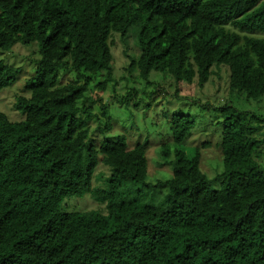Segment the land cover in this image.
<instances>
[{
  "label": "trees",
  "instance_id": "obj_1",
  "mask_svg": "<svg viewBox=\"0 0 264 264\" xmlns=\"http://www.w3.org/2000/svg\"><path fill=\"white\" fill-rule=\"evenodd\" d=\"M131 29L140 53L129 70L140 80L167 74L178 91L223 67L231 91L264 101V0H0V53L34 46L38 56L28 97L13 105L23 120L0 112V264H264V117L213 109L223 168L212 180L199 167L207 144L187 143L190 115L168 121L173 147L160 154L173 157L172 176L163 183H146L145 142L93 144L80 106L94 78L111 79L110 38ZM19 74L0 61V91ZM128 184L165 188L164 205L121 198ZM82 196L105 212L61 210Z\"/></svg>",
  "mask_w": 264,
  "mask_h": 264
},
{
  "label": "rangeland",
  "instance_id": "obj_2",
  "mask_svg": "<svg viewBox=\"0 0 264 264\" xmlns=\"http://www.w3.org/2000/svg\"><path fill=\"white\" fill-rule=\"evenodd\" d=\"M137 32L138 30L131 29L123 40L117 35H112L111 79L109 80L106 74L94 78L80 106L90 110L88 124L93 144L98 146L103 138L111 140L119 135L127 138L131 148L136 143L145 142L146 183L156 185L166 182L172 176V166L169 162L173 157L164 160L160 150L162 147L172 150L168 121L174 112H180L190 115L195 123L187 139L188 145L200 147L207 144L205 149H201L199 167L209 180L214 179L221 174L223 167L219 146L221 119L213 109L231 104L238 109L241 116L250 121L253 115L264 117V101L250 102L243 95L231 91L228 86V73L223 67L212 69V75L203 87H199L195 82L181 83L178 91L173 79L167 74L151 73L148 81L140 80L136 71L129 70L131 60L140 53L136 41ZM252 35L260 37L258 33ZM37 59V49L34 46L16 45L11 52L0 53V61L4 65L20 68L14 86L0 91V112L12 121L23 120V116L13 110V105L18 97H28L23 87L33 74ZM68 79L70 76L66 77L64 83ZM79 116L85 118L82 112ZM107 124L111 128L104 133L102 131L106 130ZM261 163L264 166L263 160ZM107 177V171L99 168L94 186L103 189ZM212 189H219V183L213 182ZM119 194L121 198L139 199L142 205L163 206L167 190L128 184ZM61 210L68 213L105 212L103 206L89 196L67 199L63 202Z\"/></svg>",
  "mask_w": 264,
  "mask_h": 264
}]
</instances>
